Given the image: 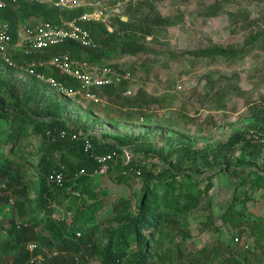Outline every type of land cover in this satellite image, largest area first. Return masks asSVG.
<instances>
[{
	"label": "rangeland",
	"instance_id": "obj_1",
	"mask_svg": "<svg viewBox=\"0 0 264 264\" xmlns=\"http://www.w3.org/2000/svg\"><path fill=\"white\" fill-rule=\"evenodd\" d=\"M83 1L91 2L104 12L103 23L109 31H113L115 17L123 16L128 20V9L138 4L143 12H149V5L153 4L168 19L169 22L152 35L134 34L143 50L126 55L117 53L107 62L127 76L124 85L118 87L121 96L138 98L143 104L127 107L116 95L101 94L103 101L99 103L62 95L22 69H7L0 60V102L5 104V111L18 109L12 100L16 98L24 111L39 118L45 100H62L61 116L86 133L96 134L103 142L110 141L102 138L104 134L126 135L136 140L128 147L130 151H136L140 145H151L162 149L175 164L196 176L211 175L213 188L202 196L197 207L182 216L179 224L161 223L163 229L156 235L158 242L155 243L158 252H152L150 258L154 263L230 264L232 256L248 253L251 264H264V187L250 190L246 197L243 194L250 183L244 182L245 185L239 187L242 194L234 199L235 190L247 177L248 169L238 178L227 171L236 165L245 149L225 147L235 131L254 133L258 131L257 126H253L256 122L264 127V114H253L258 109L264 112V41L240 59L194 54L214 45L241 46L250 31L264 29V0ZM245 15L255 22H244ZM29 20L28 17L19 23ZM11 90L16 93L11 95ZM3 126L8 128L9 123L4 121ZM185 147L193 151L206 150L210 164L202 161L204 153L198 159L193 155L186 157ZM1 150L6 160H14L20 181L28 184L22 193L14 192L18 185L5 189L9 199L0 214V241L3 242L7 239L3 228L9 227L11 220L22 222L33 214L31 207L38 184L36 167L42 153V139L28 126L26 135L20 137L17 144L2 143ZM246 151L247 158L256 162L254 167L262 171L264 151L252 157L251 151ZM137 152L136 161L152 170L143 168L140 175L131 171L124 180L119 178L120 164L107 174L93 173L106 205V209L97 214L101 223L95 238L101 246L106 243L104 231L120 225L113 206L126 202L123 210L137 208L144 177L149 173L157 175L165 167L162 158ZM59 157V152L54 154V158ZM220 163L225 165L226 171L221 170ZM3 182L5 178L0 174V184ZM21 202L25 204H19ZM22 210L26 217L22 216ZM1 251L3 261L14 259L15 254ZM87 264H101V260L95 258Z\"/></svg>",
	"mask_w": 264,
	"mask_h": 264
},
{
	"label": "trees",
	"instance_id": "obj_2",
	"mask_svg": "<svg viewBox=\"0 0 264 264\" xmlns=\"http://www.w3.org/2000/svg\"><path fill=\"white\" fill-rule=\"evenodd\" d=\"M149 8L151 12H143L140 4L134 7L130 6L127 13L128 20H125L123 16L114 18L113 31H109L103 22L88 24L96 43L94 47L85 48L77 42H66L59 46L56 51L70 50L76 58H85L91 62L103 64H110L107 62L117 53L126 55L140 52L144 48L138 44L134 34L141 32L145 37L152 35L156 29L162 28L169 22L155 9L153 4H150ZM78 12H73L71 15ZM42 13L50 18L55 11L44 5L22 4L17 10L8 9L2 16L9 19L13 26H16L19 21L31 15ZM243 21L255 22L249 15H245ZM261 41H264V29L257 28L250 31L249 36L241 46L222 47L214 45L196 51L194 54L210 58L222 56L240 59ZM44 55H48V53ZM13 57L19 64L22 63L23 60L20 55ZM6 67L7 69L16 68ZM113 67L115 68V66ZM40 70L49 75H54L66 83H75L73 79L67 78L58 71H50L45 68H40ZM33 77L38 81L35 75ZM125 82L126 80H123L122 83L105 86L100 90L101 93L99 91V94L116 95L127 107L141 106L143 102L140 103V99L121 96V90L118 87L124 85ZM15 93V90H11V95ZM12 100L18 108L13 112L5 111V104L0 102V174L6 181L0 184V186L5 185V187H0V214L4 212L3 209L9 199V196L5 194V189H12L14 185H18L19 188L13 190L22 193L28 186L26 182L20 181V175L13 165L15 164L14 160H6L3 156L2 143H10L11 146L17 144L18 139L26 135L28 126H32L36 134L42 139V153L38 158L36 167L38 184L35 186L34 204L31 207L33 214L22 222L11 220V225L3 228L7 233V239L3 242L0 241V250L15 254L12 260L14 264H26L31 261L38 264L40 263L38 260L33 261L38 256H42L41 262L46 264H87L95 258H99L101 264H157L150 258L153 257L152 252H158L155 243L158 242L156 235H159L163 229L161 223L164 222L165 225L179 224L182 216L185 217L189 211L197 207L202 196L208 194L213 188L211 175L196 176L194 172L175 164L170 156L163 154L162 149H154L151 145H140L138 148L136 147V151L132 149L134 157L129 163H124L122 159L112 163L110 170L120 164V179H128V174L131 175V171L137 174L135 172L137 167L152 170L146 164H139L136 161L137 151H144L154 157L162 158L165 167L157 175L149 173L144 177L141 199L137 208L123 210V205H126V202L116 203L113 206L114 215L118 218L120 225L117 228L104 231L106 243L101 246L95 238L101 223L97 214L105 210L106 205L100 197L99 181L93 176L99 166L95 156L91 151H85L82 140H72L71 138V133L82 130L81 127L71 125L61 116L62 100L53 98L48 99L47 102L45 100L46 105L43 106L42 104V113L39 118L24 111L21 107L22 103L16 98ZM253 114L258 116L264 112L262 109H258ZM4 121L9 123L8 128L3 126ZM253 126H257L258 132H264V127H261L259 123L256 122ZM61 130H66L67 136L64 138L56 136L54 140L53 137ZM48 131H51L53 135L49 136ZM89 137L94 144L95 153H105L113 148L136 143L135 139L122 134H104L102 138H108L109 142H103L104 139L101 140L99 136L93 133H90ZM239 146L245 150H243L236 165L227 173L238 178L248 169L247 177L249 178L244 177L243 182H241L242 185L237 186L234 199H238V196L242 194L239 193L241 191L239 187L244 186L247 182L250 185L243 194L246 197H249L250 190L264 187V165L262 171L256 169L254 167L256 162L247 158L246 151L250 150L252 157L254 154L260 153L259 151L261 153L264 151V144L256 141L253 133L247 130L235 131L228 139L225 147L233 150ZM57 152L60 153L58 159L54 158V154ZM184 153L186 157L193 155L196 159L201 153H204L201 156L202 161L204 164H210L211 158L204 149L193 151L190 147H185ZM152 164L155 165L154 162ZM219 167L226 171L223 163H220ZM53 172L65 174L63 184L48 181V175ZM19 204L24 205L25 203ZM22 216H25L24 210H22ZM30 242L37 244L32 252L26 249ZM54 252H56L55 255L48 256L49 253ZM230 259V264H251L248 253L232 256Z\"/></svg>",
	"mask_w": 264,
	"mask_h": 264
},
{
	"label": "built area",
	"instance_id": "obj_3",
	"mask_svg": "<svg viewBox=\"0 0 264 264\" xmlns=\"http://www.w3.org/2000/svg\"><path fill=\"white\" fill-rule=\"evenodd\" d=\"M22 4L48 6L55 13L50 18L43 13L31 15L29 22L13 26L11 21L2 14L8 9L17 10ZM77 11L79 12L71 15ZM66 13L70 14L66 15ZM103 21H105L104 12L94 7L91 2L83 0H0V60L6 66L16 67L26 71L29 75H35L38 80L59 94L79 97L88 102H102L99 91L105 86L122 83L127 76H123L110 64L76 58L70 50L56 51V49L66 42H77L85 48L96 46L88 24ZM45 53L48 55H44ZM14 55H20L22 63L15 61ZM40 68L58 71L67 78L73 79L75 83H66L54 75L41 71ZM47 134L53 135L51 131ZM56 136L64 138L67 136V131L58 132L53 137L54 140ZM253 137L264 144V132L256 131ZM71 138L82 140L85 151H91L95 156L99 164L95 170L97 175L107 174L112 163H116L119 159L127 164L134 157L133 150H128L127 145L113 148L105 153H95L92 139L82 130L72 132ZM135 172L140 175L142 169L137 167ZM48 181L63 184L65 174L63 172L50 173ZM0 187H5V185ZM10 200L12 202V198ZM36 247L35 242H30L26 249L32 252ZM55 254L56 252L49 253L48 256ZM3 260V253L0 250V264H14L12 261ZM35 260L41 262L43 258L38 256L33 259Z\"/></svg>",
	"mask_w": 264,
	"mask_h": 264
},
{
	"label": "water",
	"instance_id": "obj_4",
	"mask_svg": "<svg viewBox=\"0 0 264 264\" xmlns=\"http://www.w3.org/2000/svg\"><path fill=\"white\" fill-rule=\"evenodd\" d=\"M124 19H126L125 17H123Z\"/></svg>",
	"mask_w": 264,
	"mask_h": 264
}]
</instances>
